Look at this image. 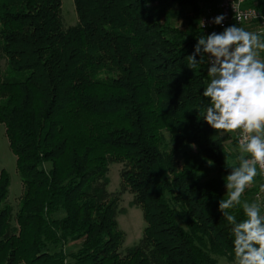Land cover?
I'll return each mask as SVG.
<instances>
[{"label":"trees","instance_id":"16d2710c","mask_svg":"<svg viewBox=\"0 0 264 264\" xmlns=\"http://www.w3.org/2000/svg\"><path fill=\"white\" fill-rule=\"evenodd\" d=\"M202 1L73 0L64 27L61 0H0V124L22 186L13 216L0 172V264H236L219 201L239 149L203 119L206 62L187 66ZM109 164L145 223L123 253Z\"/></svg>","mask_w":264,"mask_h":264},{"label":"clouds","instance_id":"9594fccd","mask_svg":"<svg viewBox=\"0 0 264 264\" xmlns=\"http://www.w3.org/2000/svg\"><path fill=\"white\" fill-rule=\"evenodd\" d=\"M224 19L223 14L218 15L213 23L220 25ZM262 36L232 25L221 33L201 36L194 53L187 57V66L193 70L208 57L209 80L203 97L209 98V103L202 112L203 119L217 130L218 137L240 130L238 166L229 165L232 171L224 178L227 198L219 201V210L232 225L236 264H264V205L241 200L257 175V165L264 170V59L259 58L264 51ZM260 187L264 191V185ZM238 206L246 216L240 222L229 211Z\"/></svg>","mask_w":264,"mask_h":264},{"label":"rangeland","instance_id":"374dc122","mask_svg":"<svg viewBox=\"0 0 264 264\" xmlns=\"http://www.w3.org/2000/svg\"><path fill=\"white\" fill-rule=\"evenodd\" d=\"M208 13L210 12H206L205 15ZM61 16L64 27H71L76 24L77 17L75 14L73 0H61ZM4 68V61L0 60V70H3ZM123 167L124 166L121 164H109L107 174L109 180L107 192L111 198H115L117 200L116 223L118 230L124 234V242L121 248L122 253L126 249L139 243L145 228V223L140 209L132 206L131 204L132 195L127 191H122L121 189L120 173ZM48 168L49 166H46V169ZM1 171H5L10 179L6 204L11 207L12 215L14 216L18 210V203L22 194V186L16 170V158L9 149L8 141L5 136V128L2 124H0V172ZM260 186V181L255 177L252 184L247 186L246 189H260ZM257 193L258 192H255L251 196L249 203L258 202V199L255 197ZM261 215H264L263 208H261ZM70 249L74 250V246L69 245L67 251ZM216 260L218 264H233L227 262L224 258H216Z\"/></svg>","mask_w":264,"mask_h":264},{"label":"built area","instance_id":"2783aa9c","mask_svg":"<svg viewBox=\"0 0 264 264\" xmlns=\"http://www.w3.org/2000/svg\"><path fill=\"white\" fill-rule=\"evenodd\" d=\"M249 0H222L218 3L215 12L208 13L202 16L199 20L198 27L206 36L207 34L224 30L226 27L236 26H252L253 31L258 34H264V16L260 14L255 8L248 6ZM223 14L225 19L220 25L214 24L213 20L216 16ZM203 23V27L201 26ZM264 38V36H262ZM208 57L205 56L207 68H209ZM240 130L237 131L236 145L239 149ZM257 174L260 178L261 185H264V170L257 165ZM258 202L264 205V191H260L255 195ZM264 210V206H262Z\"/></svg>","mask_w":264,"mask_h":264},{"label":"crops","instance_id":"0c3cea01","mask_svg":"<svg viewBox=\"0 0 264 264\" xmlns=\"http://www.w3.org/2000/svg\"><path fill=\"white\" fill-rule=\"evenodd\" d=\"M220 1L221 0H203L201 3V6L206 7L205 8L206 12H210V13L212 12L213 13L216 11V7ZM243 28H245V30H247V31L254 32L252 26H243ZM259 58L264 59V51L260 52ZM232 135L236 137L237 132L232 133Z\"/></svg>","mask_w":264,"mask_h":264}]
</instances>
